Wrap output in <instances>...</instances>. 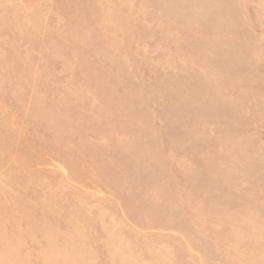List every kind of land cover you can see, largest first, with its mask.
<instances>
[{"label": "rangeland", "instance_id": "rangeland-1", "mask_svg": "<svg viewBox=\"0 0 264 264\" xmlns=\"http://www.w3.org/2000/svg\"><path fill=\"white\" fill-rule=\"evenodd\" d=\"M189 1L0 0V264H264V0Z\"/></svg>", "mask_w": 264, "mask_h": 264}, {"label": "bare ground", "instance_id": "bare-ground-1", "mask_svg": "<svg viewBox=\"0 0 264 264\" xmlns=\"http://www.w3.org/2000/svg\"><path fill=\"white\" fill-rule=\"evenodd\" d=\"M172 0H170L171 2ZM181 2H184L185 0H180ZM248 1V5L249 7L252 8V1L255 2V4H258L259 2L258 1H254V0H247ZM224 2V3H223ZM203 1L199 2V1H193V0H190L188 3L184 4L186 9L188 11H192V10H195V9H200L201 11L202 10H206L210 13H212L211 17H212V20H210L209 22L207 21H201L198 25L199 28H201L203 30V32L206 33V35H211V34H216V35H223V34H230L232 35L233 38H235L236 36V33H234V27L236 25V22L232 20V18H235L236 15L239 13H241L240 15H242V13H245V9H244V6H243V3H241L240 0H221V1H218L217 4H215L214 7H210V6H207V5H203L202 4ZM168 7L171 8L168 4ZM195 8V9H194ZM256 9V8H254ZM253 9V10H254ZM2 11V15L4 16L5 19L1 20L0 23H5L7 22L8 24H11L13 22V19L11 18L12 16V12L11 11H14V9H9V8H5L3 10H0ZM172 15L169 13H167V18H171ZM242 17V16H241ZM246 17V16H244ZM242 19V18H240ZM238 20V19H237ZM243 20V19H242ZM14 25V24H13ZM183 26V25H182ZM1 27V25H0ZM201 38V37H199ZM206 39V38H205ZM204 39V40H205ZM204 40L200 39L199 42H202L201 45L202 47H208V46H211L210 45V42L207 41V39L205 40L206 42H204ZM211 41V39L209 40ZM105 43V42H104ZM219 45L222 46V49L221 50H218V49H215V51H218V52H221L223 53L224 51H228L229 49V45H226L224 42L220 41L218 43ZM217 44V45H218ZM102 45V44H101ZM226 46V49H224ZM217 52V53H218ZM225 54V53H223ZM207 57H201V59H199V61L202 63V66L207 68L209 71H211V73H214L216 71H221V70H216L215 67H209L207 64H206V59ZM255 57H251L250 59H253V61L255 60L254 59ZM227 63V66H230V67H233L234 65H238L240 63V60L239 59H234V58H229L228 57V60L226 61ZM249 70H250V75H251V78H257V77H263L264 76V73L263 72H260V71H257L256 69H253L252 67H249ZM180 71V70H179ZM178 71V72H179ZM234 75V74H233ZM201 76V75H200ZM236 76V79H247L249 80V77H246V76H243V75H239V74H236L234 75ZM198 78V77H197ZM202 78V77H201ZM200 78V80H201ZM261 79V78H260ZM198 80V81H200ZM208 80V79H207ZM184 81V80H183ZM185 81H187L185 79ZM184 81V82H185ZM193 81V80H192ZM238 81V80H237ZM261 81V80H260ZM188 82V81H187ZM205 82V81H204ZM208 82V81H207ZM207 82H205V84H198L197 86H193V85H189L187 84L186 82L184 83V91L190 96L192 97L193 99H198L200 100L201 104V108H205L206 109V112L202 115H199V118L200 119H197V120H202V119H205L204 117H206V113H207V116L209 115H213V114H218L219 116V113L220 114H224L226 111L223 112V109L219 108V106L222 104L224 106L225 102H221L219 100V96H215V94H220V91L216 90L215 88H212L210 87V84H206ZM222 82V81H220ZM195 84V83H194ZM233 86H235L234 84H232ZM237 87V85H236ZM239 88H234V90H238ZM227 102H228V99H226ZM180 100H178L179 102ZM242 103V102H241ZM182 104V103H181ZM245 104V103H244ZM226 106V105H225ZM224 106V107H225ZM175 107V106H174ZM221 107V106H220ZM227 107V106H226ZM179 108V107H178ZM223 108V107H222ZM173 109V108H172ZM225 109V108H224ZM175 110V109H174ZM177 110V109H176ZM199 110V109H198ZM178 111V110H177ZM176 112V111H175ZM181 112V111H179ZM169 113V112H168ZM172 113V112H170ZM203 113V112H202ZM229 113V112H228ZM227 113V114H228ZM179 114V113H178ZM197 114H199L197 112ZM238 114V113H237ZM183 115V114H182ZM221 115V116H222ZM173 116V115H172ZM180 116V115H179ZM225 116V115H224ZM170 117V115H169ZM219 118H221L219 116ZM226 118V117H225ZM173 119V118H172ZM171 119V121H172ZM230 119V118H228ZM232 120V119H231ZM177 121V120H176ZM178 122V121H177ZM180 123V122H179ZM148 142V141H147ZM156 146V145H155ZM151 154V153H150ZM222 153L221 152H217L216 156L209 162V168L213 167V166H217L220 164V162L222 160H224L225 158L223 159H219V155H221ZM223 156V155H222ZM239 156V155H237ZM152 158V157H151ZM244 159H246V157L244 158H241L242 161H244ZM149 162V161H148ZM143 165V164H142ZM245 165V164H244ZM144 166V165H143ZM147 170V169H146ZM202 172V171H201ZM263 173L261 174L263 179H264V168H263ZM204 174V173H203ZM207 178V177H206ZM200 180H201V177H200ZM208 180V179H207ZM260 179L259 181V186L264 189V182ZM212 184V183H211ZM216 185V184H215ZM219 187V186H218ZM220 188V187H219ZM225 190V189H224ZM264 192V190H263ZM198 197H201V196H198ZM202 198V197H201ZM209 200V199H208ZM177 201V200H176ZM253 201V200H252ZM170 204V203H169ZM209 206V205H208ZM206 207V208H211L210 206L209 207ZM216 206V205H215ZM175 207V206H174ZM213 208V207H212ZM175 210V209H174ZM177 210V208H176ZM256 262V260H255Z\"/></svg>", "mask_w": 264, "mask_h": 264}]
</instances>
